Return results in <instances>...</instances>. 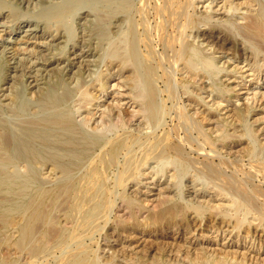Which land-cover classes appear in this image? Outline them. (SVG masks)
<instances>
[{
    "label": "bare ground",
    "instance_id": "1",
    "mask_svg": "<svg viewBox=\"0 0 264 264\" xmlns=\"http://www.w3.org/2000/svg\"><path fill=\"white\" fill-rule=\"evenodd\" d=\"M194 2L0 0V110L7 106L10 113V123L0 127V189L8 190L12 194L10 196L14 195L17 200L1 221L0 247L4 243L3 237H10L14 242L13 253L19 257L15 260L10 253L5 254L0 256V264H115L120 251L115 250V258L110 257L103 263L93 251V239L101 223L107 225L111 220L116 201L120 198L125 201L127 217L118 222L113 234L106 232L103 235L109 245L115 242L114 238L122 236L118 230H126L128 226L134 230L131 235L139 234L142 239L145 236L154 237V232L176 222L172 231L175 235L169 231L164 237L159 236L164 239L162 241L156 238L136 246L134 251L139 252L131 258L132 264H176L175 261H178L177 264L244 263L223 248L213 251L208 247L194 248L196 252L193 253L189 246L168 241L171 238L182 240L181 235L205 230L226 234L230 240L235 237V245L247 239L253 241V245L258 240L262 250L264 161H253L255 150L248 146L242 149L237 145L245 136L256 137L258 131L236 128L233 135L237 133L238 140L229 138L232 143L227 154L220 153L212 145L216 146L219 141L226 143L227 133L214 139L209 136L202 129L201 121L182 112L176 103L180 99L176 89L181 82H195L197 78L205 82V78L217 77L227 70L224 66L215 68L208 60L200 61L194 54L188 60L191 44L186 39V33L189 29L201 46L213 49L209 55L220 53L232 57L239 53L241 62L250 66L248 71L256 72L247 77L252 75L256 80H262L264 63L254 69L260 61L259 55L264 54V1L242 0L240 3L250 11L249 15L241 16L245 21L241 29L244 39L255 41L254 51L252 48V51L249 50L243 41L236 40L224 24L210 23L202 28L200 19L190 13ZM229 5L232 7L233 0L229 1ZM134 15H137V20ZM143 47L146 49L145 57L140 53ZM203 67L208 71L205 72ZM244 68L236 66L203 89H209L219 99V105L222 106L220 102L223 101H227L229 106L235 105L232 102L234 97L226 93L240 84L232 73L244 75ZM113 77L119 79L113 85L118 100L130 97L126 106L139 107L137 113L132 114H141L143 122L157 127L165 125L167 131L162 137L153 136L154 140L146 145L142 141H148L149 134L153 132L144 133L141 127L138 133L130 131L113 138L97 137L88 133L83 123L77 121L73 111L77 96L85 99L81 107L91 115V106L99 107L96 103L101 100L97 93L112 89L109 79ZM159 79L165 86L162 92L173 104L171 109L166 110L167 114L158 102ZM258 94L264 97L263 92L256 93L255 98ZM88 97L93 100L89 101ZM235 97L240 98V95ZM190 100L195 101L193 98ZM258 104L261 108L262 104ZM114 107L112 105L113 114ZM244 108L245 112L235 105L227 112L235 121H241L251 110L250 106ZM125 109L120 110L123 116L134 118ZM258 111H264V108ZM164 114L171 124L164 121ZM209 120H215L219 125H224L225 121L213 116ZM207 144L211 147L205 146ZM136 146L140 152L135 151ZM122 156L123 161H120ZM158 161L162 163L156 169L152 164ZM23 163L27 165V172L18 174V165ZM48 165L52 167L51 174H60L51 187L45 186L49 182L39 179V170ZM146 165L147 170L151 169L149 173L140 170ZM118 167V173L112 177L114 187L110 188L107 178ZM190 167L196 174L210 179L208 185L213 194L209 199L206 195L208 186L199 187L195 180L185 185L188 189L185 203L176 198L178 194L169 195L172 188H179L180 180L189 175ZM9 168L14 170L9 171ZM138 174L151 178L158 193L151 195L154 191L151 188L152 191L147 193L133 190L127 194L129 181L132 183L138 179L135 185L142 182L141 178H137ZM189 176L188 180L195 178V175ZM154 195L157 198L150 199ZM151 202H156L153 209L149 208ZM58 209L61 213L65 212L70 228L55 226L56 215L53 216V213ZM249 214L254 221L249 220ZM255 221L258 223L255 224ZM178 229H181L180 233L175 232ZM88 239L91 242L86 244ZM144 242H147L146 239ZM121 244L123 240H118L113 249ZM152 248L155 252L153 256ZM183 250L187 262L180 263L176 258ZM55 252L61 253L57 260L52 258ZM126 252L123 250L121 257ZM22 256L26 258L25 263L20 260ZM254 261L257 263V260H252L251 264Z\"/></svg>",
    "mask_w": 264,
    "mask_h": 264
},
{
    "label": "rangeland",
    "instance_id": "2",
    "mask_svg": "<svg viewBox=\"0 0 264 264\" xmlns=\"http://www.w3.org/2000/svg\"><path fill=\"white\" fill-rule=\"evenodd\" d=\"M229 1L228 0H209V1L208 0H195L193 6L190 8V13L195 15L197 18L200 19V20L199 19L198 20L200 22H202V24H203L202 28H205V26L209 25L210 23H211L210 25H213V24L223 25L224 24L223 25L224 28H226L229 32L231 31L230 33L232 34V36L236 40L243 41L245 43V46H247L249 48V50H251L250 48H252L253 51L256 50L255 41H253L252 39H249V38L244 39V34H242L243 30L241 29V24L243 22H245L244 20L241 19V16L249 15L250 11H248V9L245 6L240 5L242 0H233L232 7L229 5ZM243 1H248V0H243ZM262 1H264V0H262ZM209 3H211V4H209ZM231 8L234 10L232 11ZM223 12H225V13H223ZM221 16L222 17L226 16V17L220 18ZM134 18H135V20H137V18H138L137 15L136 16L134 15ZM238 19H241V20H238ZM238 26H240V27H238ZM186 39L191 44L190 45V55L188 57V60H190L192 54H194L193 56L197 57L198 59L200 58V61L201 60H208V61L213 63L215 68L216 67L222 68L224 66V68H226L227 70H223L220 73V75H218L217 77L216 76H212V77L209 76V78L208 77L205 78L204 79L205 82L200 81L201 78L200 79L197 78L195 80V82H193V80H192L191 82L187 81V82L179 83L177 86L176 92H179L178 95L180 96V99H179V101H176V103H178V105L180 106L183 113H186L187 115H191L196 120L201 121L202 122L201 123L202 129L207 134H209V136H211L213 139L217 138L219 135L227 133V138L225 141L226 143H224L223 141H219V143H216V146L212 145L214 148H216L220 153H222L224 155L227 154V151L231 147L232 142L229 138H232V140H234V141L238 140V138L236 137V136H238V134L235 133L233 135L234 130L236 128L238 130L243 129L245 131H246V128L251 129V130L256 129L258 131V135L256 137L245 136V139L243 138V141L239 142L237 145H240L239 148H242V149L246 148L247 146L253 148V150H255V155L253 156V159H252L253 161H255V162L264 161V132H262V130L264 128V111H258V110L264 108V97H262V96L260 97L258 94L257 98H255L256 93H263L264 92V89H263L264 78L262 80L261 79L256 80V78L252 75L247 77V75H249L252 71H248V70H250V66H246V63L241 62V60L238 58L240 56L239 53H236L232 57L231 56L227 57V55L220 54V53L214 54V56L209 55L213 52V49H211L210 47L206 48L203 45L201 46V44L199 42H197V40L194 39V36L192 35L191 29H189L187 31ZM145 50H146L145 47L140 49V53L144 57L147 55ZM259 57H260V61L258 64L257 63L255 64L254 70H257V68H260V66L264 63V54H260ZM202 62H204V61H202ZM236 66H238V67H244L245 66L243 71H246V73H244V75H241L240 73H234V72L232 73V74H235L234 77H237L236 80L240 84H238L237 87L235 86L236 84H234L233 86L236 87L235 90H231V92L229 91L226 94H227V96L232 95V97H234L232 99V102L236 106L241 108L243 112H245L244 107H248V106L251 107L250 113L248 115L246 114V116L241 121H235L230 116L232 114L231 113L228 114V112H227V109L229 111L230 108L233 109L235 105L229 106V103L227 101H223V102H220V104L222 103V106H221L218 103L219 99L214 97L211 94V92L209 91V89H203L204 86L212 84L216 80L221 79L223 74L229 73L231 70H234V68ZM204 68L205 67H203L202 69H204ZM204 71L206 72V71H208V69L206 68V69H204ZM254 73H256V72H253L251 74H254ZM161 74L162 73L160 72L159 75H161ZM214 75H216V74H214ZM240 76H242V77H240ZM223 79H225V78H223ZM233 79H235V78H233ZM118 80L119 79H115V77L109 79V85L110 86L112 85L111 86L112 89L109 88L108 91L105 93H101V92L97 93V97L99 96V98H101V100L98 101L99 103H96V100L94 99L95 103L98 104L99 107H97V105L91 106V113H92L91 115H88L87 112H84V110H86V109L84 107L82 108L81 106H83V104L86 101L84 98L81 99V96L78 95L76 98L77 102L73 104V106L75 107V108L73 107V111L75 110L74 112L76 114L77 121L83 123V126L85 127V129L88 133H91L92 135H95L97 137H101V135H104V136H107L108 138H113V137H116L119 135H123V133L130 132V131L138 133V130L140 129V127L144 129V133L149 134V133L153 132V133L149 134L150 138L148 141L147 140L142 141V142L146 143V145L148 144V142L154 140L153 136H155L157 138L162 137L165 134V132L167 131V127L165 125L163 126V124H162V126L157 127L153 123L151 124L150 122H148V123L143 122L144 117H142L141 114H138V115L132 114V113H137V111L139 110V107L137 108L134 105L132 107H130V104L126 106L125 103L129 101L130 97L123 99L121 101H120V99L118 100L119 96L117 94V91L113 87L114 83H117ZM246 80H247V82H246ZM246 84L248 85V87L244 88V86H247ZM157 85H158V91L160 92L158 94V100H159L158 102H159L160 106L164 107L163 108L164 113H166V110L168 111L169 109H171V106L173 104H172L171 100H167L165 93L162 92L165 90L164 82L162 79L158 80ZM248 90H249V92H248ZM245 92H247L248 94ZM110 94H111V96H110ZM237 94L240 95V98L235 97ZM190 98L195 99V101L190 100ZM87 99L89 101L93 100L91 97H88ZM237 99H238V101H237ZM114 100H116L117 102H115ZM258 101H259V104H258ZM116 103L117 104L121 103V106H119L120 108L117 106ZM109 104H111V105H109ZM257 104L258 105L262 104L261 108H259V106H257ZM112 105L116 107V108L114 107V114L111 111ZM228 106H229V108H227ZM6 108L3 107L0 110V127L4 123H10V120H9L10 113H9L7 106H6ZM125 108L129 110L130 116L133 115L134 118L129 117V115L126 117L123 116V112H121V111H123ZM100 115H102V116H100ZM163 116H164L163 117L164 121L169 122V124H171L170 119L167 118V115H166V117H165V114ZM210 116H213L216 119H221V121L225 120L224 125H219L218 123L215 122V120H209ZM259 118H260V120L255 121V119H259ZM131 120H132V122H131ZM164 121L162 120V123ZM122 123L125 124V126H123ZM227 126H228V128H227ZM217 127H219V128H217ZM195 136H197V134H195ZM245 140H247V142H244ZM205 146H208L209 148L211 147L210 144H207ZM135 151L140 152V148H138V147L135 148ZM246 160H247V162H249L248 157L246 158ZM120 161H123V156L120 158ZM161 163L162 162H159V163L156 162V163H153L152 166L156 167V169H157V167H159L160 166L159 164H161ZM51 168L52 167L48 165L46 167H41V169L39 170V172H40L39 173V179L44 181L45 183L49 182V184L45 185L46 187H51L52 184L60 177V174L57 172L51 174L50 173ZM147 168H148V165H146L145 167H141L140 170L142 172L149 173L151 171V169L147 170ZM1 169L2 168L0 166V171H1ZM190 169L191 170L189 172V175H191V176L195 175L194 176L195 178L188 180L190 177L189 175L182 178L179 182L180 183L179 188H176V187L172 188L173 191L169 195L173 196L174 194H178L176 198L177 199L180 198L179 200L181 202L185 203L188 200V198H187L188 197L187 196L188 189L185 188V185H188L189 181L195 180L197 183H199V185H200L199 187H202L203 185L208 186L206 195L207 196L209 195L207 197L209 199L213 194V190H211L210 186L208 185L210 182V179L207 178L205 175L203 176L201 174H196L194 168L190 167ZM13 170H14V168H11L9 171H13ZM18 170L20 171L18 174L26 173L27 172V165L24 163L19 164ZM118 171H119V167L112 170L110 172V175L107 178V184L110 186V188L114 187L112 184V177L115 174H117ZM137 178H141L142 182L139 185H135V183H137L138 179L133 181L132 183L129 181L128 186H126L127 194H130L133 190H137V191L147 193L149 191H152L151 188H154V191H152L150 193L151 195L158 193L159 190L158 191L155 190V189H157V186H154L151 183V182H153V180L151 178H148L147 176L141 177L140 174L137 175ZM163 180H164V178L162 179V181ZM256 182L259 183L258 181H256ZM10 195H12V194L8 190L0 189V198H1L0 199V210H1L0 226H1V221L5 218L4 216L6 215V212H8L9 208L13 207L12 205H14V203L17 201L15 199L14 195L13 196H10ZM144 197L142 196V198H144ZM153 198L156 199L157 195L152 196L150 199H153ZM208 199H206V200H208ZM124 203H125V201H123V199H121V198L116 201L117 206L112 211V214L110 216L111 220L108 221L107 225H105L104 223H101L100 227L98 228L97 233H95V235H94L95 239H93V240L95 242V247H93V251L97 257H100V261H102L103 263L108 258L114 257L113 252L115 250H117V251H120V254H119V257L115 259V264H132L133 260L131 258H135L136 257L135 252L138 251V250L134 251V248L136 246H139L142 243L143 244L148 243V240H151V239L156 240V238L158 239V241H162L164 239L159 238V236L164 237L165 233L167 234V232H169V231L172 232L173 229H175L176 222H171V225H167V226H165V228H161L160 231L154 232L153 233L155 235L154 237H148V236L146 237L145 236L142 239H140L141 235H139V234L131 235V233L134 230H130L131 228L128 226L127 228H125L126 230H124V229L118 230L119 233L122 235L121 237L123 239L121 237H116V238H114L115 242H113L112 244L109 245L105 241V239L103 238V235L106 232L108 234H113L115 228H117L116 226H117L118 222L122 221V220H126L127 209L124 208ZM155 204H156V202H155ZM155 204L152 202L149 203V208L153 209V206ZM223 204H226V202ZM119 205H121V206H119ZM122 211H124L125 213ZM58 212L61 213V211L59 209L54 211V213H53V216L56 215L55 216V220H56L55 226L58 228H60V227L70 228L71 224L65 219V212H62L61 214H57ZM116 213H118V214H116ZM124 215H125V217H124ZM191 217H193V215ZM248 218H250L249 220H251V221L253 220L251 218L250 214H249ZM142 219H143V217L140 218V220H142ZM199 219L201 220L202 218H199ZM109 222H110V224H109ZM257 223H258V221H255V224H257ZM172 224H173V227H172ZM180 230L181 229H178L175 232L180 233ZM234 234H235V232L233 233V235ZM12 235H14V231H12ZM172 235H175V234L172 232ZM225 236H226V234L218 233L215 230H210V231L205 230V232H202V233H201V231H199V232L191 233L188 235H181V237H183L182 240L180 239V240L176 241V240H172V238H171V239H168V241L172 242L174 244L178 243V244H182L185 246H189V248L193 250V251L191 250L193 253L196 252L195 251L196 249L200 250L202 247H205V248L208 247V250L212 249L211 251H213V249L223 248V250H227V252H230V254H232V255L235 254V255H233V257L236 256V258L239 262H242V261L244 262V263H240V264H251L252 260H257V263H256V261L253 262L254 264H263L264 263V261H263L264 259H261V258H264V244H262V248H261L262 250L259 249L261 247V244L258 243V240L253 245H252L253 241H249V239H247L246 242H243V240H242V242H239V243H237V245H235L237 238L232 237V240H230L231 239L230 236H226V238H224ZM185 238H187V240H185ZM3 239H4V243L0 247V256H3L5 254L9 255V253H10V255L13 256L12 257L13 259L18 260L19 257L13 253V252H15L14 247H13L14 242L13 243L11 242L10 237L7 238L6 236H4ZM144 239H146L147 242H144ZM118 240L119 241L123 240V244H121V245L115 247V249H113V246L118 244ZM90 242H91V240L88 239L86 241V244H89ZM124 246L128 247V249H122ZM194 248H195V250H194ZM190 249H189V251H190ZM123 250H127L126 255H125L127 257H125V256L121 257V252ZM151 252L153 253V254L151 253L153 256L155 254V252H153V248H152ZM184 253H185V251L183 250L182 253L179 254V256L176 258V260L177 259L180 260L179 261L180 263L183 261L187 262V259H185L186 254H184ZM60 256H61L60 252H55L52 255V258H53V260L55 258H56L55 260H57V258ZM156 256L158 257V255H155V257ZM230 257H231V255H230ZM240 259H242V260H240ZM20 260H22L23 263L26 262V258L23 256L20 257ZM55 263H56V261H55ZM175 263L177 264L178 261H175Z\"/></svg>",
    "mask_w": 264,
    "mask_h": 264
}]
</instances>
